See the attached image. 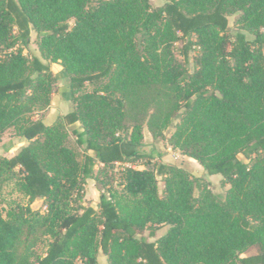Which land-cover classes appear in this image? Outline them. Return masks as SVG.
<instances>
[{
    "label": "trees",
    "instance_id": "1",
    "mask_svg": "<svg viewBox=\"0 0 264 264\" xmlns=\"http://www.w3.org/2000/svg\"><path fill=\"white\" fill-rule=\"evenodd\" d=\"M263 28L264 0H0V138L14 127L26 140L0 175L20 173L45 206L0 212V264H98V248L109 264H264ZM32 30L40 57L24 53ZM42 59L62 66L74 103L51 124L32 116L55 90ZM153 85L173 91L169 143L221 175L224 197L181 164L149 167L140 132L120 133L128 89ZM88 178L96 204L82 202ZM36 232L48 245L30 260L17 246Z\"/></svg>",
    "mask_w": 264,
    "mask_h": 264
},
{
    "label": "rangeland",
    "instance_id": "2",
    "mask_svg": "<svg viewBox=\"0 0 264 264\" xmlns=\"http://www.w3.org/2000/svg\"><path fill=\"white\" fill-rule=\"evenodd\" d=\"M153 8H157L163 5L164 0H149ZM238 13L228 14L229 26L232 30H235V21ZM72 21V20H71ZM264 30V28L262 29ZM181 41H177L174 44L175 54H178V48L181 46ZM24 53L28 57L39 56V51L36 45V33L31 31L30 41ZM190 63L194 51L190 53ZM180 59V56L177 55ZM49 64L50 69L54 75H56V82L54 84L55 90L50 96L49 104L41 110L33 111V118L41 117L46 124L53 123L60 115L65 114L71 110L74 106L71 95L69 92H64L60 88L65 86L68 81L67 76L62 71V66L58 62H51L47 59H42ZM58 88V89H57ZM93 85L87 84L84 91H91ZM124 112L125 120L124 127L120 131L122 135H129L132 131L138 130L141 134V148L144 152L152 154L149 167H152L153 163L164 162L167 164L178 163L189 170L191 175L204 182L212 194L219 198L224 197L228 185L221 186V175L206 174L203 167L198 161L190 158L181 153L178 146H173L169 143V136L171 135L174 125L177 122L176 119H169L167 124H164V118L167 111L173 107L174 96L171 88L167 86H148V87H134L129 88L124 97ZM161 132L162 136L158 134ZM26 143V140L19 135L18 130L14 127L6 129L0 138V156L11 157L18 149ZM67 144L76 152L78 159L80 160L83 155V149L76 145L74 135H69ZM241 158L242 156L239 155ZM109 173V172H108ZM95 176L98 174V166L94 168ZM6 173L0 175V212L6 219L12 217L13 211L21 210L25 207L31 208V210L43 211L45 206L43 200L35 198L33 200L24 192L22 187V180L20 173L14 172L12 175L7 176ZM101 180L108 182L110 180L109 175H100ZM158 178L159 191L163 189L164 182L161 177ZM102 183L97 182L94 178H88L83 184V197L82 202L85 205L96 204L98 202L100 188ZM199 192L195 190V195ZM163 230L161 227L158 231L160 234ZM141 234L147 235V230H144ZM24 237H22V240ZM48 237L40 232L33 233L28 238V242H20L17 246L19 254L23 253L25 247L28 248L30 260H35L37 256H42L48 245ZM149 240H156V237H150ZM257 251L256 246H250L245 254H252ZM98 264H109L107 256L104 255L100 248L96 254Z\"/></svg>",
    "mask_w": 264,
    "mask_h": 264
}]
</instances>
